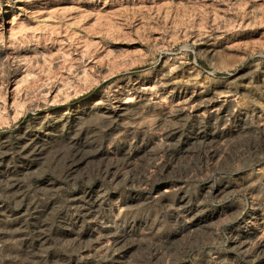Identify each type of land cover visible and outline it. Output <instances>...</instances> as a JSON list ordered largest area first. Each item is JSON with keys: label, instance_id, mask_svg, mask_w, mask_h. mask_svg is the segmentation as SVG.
<instances>
[{"label": "rangeland", "instance_id": "374dc122", "mask_svg": "<svg viewBox=\"0 0 264 264\" xmlns=\"http://www.w3.org/2000/svg\"><path fill=\"white\" fill-rule=\"evenodd\" d=\"M0 264H264V0H0Z\"/></svg>", "mask_w": 264, "mask_h": 264}, {"label": "bare ground", "instance_id": "6f19581e", "mask_svg": "<svg viewBox=\"0 0 264 264\" xmlns=\"http://www.w3.org/2000/svg\"><path fill=\"white\" fill-rule=\"evenodd\" d=\"M142 90H143V89H142ZM119 103H120V102H119ZM104 106H105V105H104ZM109 106H110V105H109ZM99 107H100V106H99ZM95 108H96V107H95ZM103 108H104V107H103ZM103 108H102V109H103ZM108 108H109V107H108ZM108 108L105 106L104 109H108ZM98 109L100 110V108H98ZM98 109H97V110H98ZM102 109H101V110H102ZM113 109H114V108H113ZM119 109H120V108H119ZM109 111H110V110H109ZM107 112H108V111H107ZM112 112H113V111H112ZM65 113H66V112H65ZM81 146H82V145H81ZM78 147H79V146H78ZM82 148H83V147H82ZM85 148H86V147H85ZM76 149H77V148H76ZM75 151H76V150H75ZM82 151H83V150L81 149V152H82ZM87 153H88V152H87ZM88 155H89V154H88ZM78 158H79V155H78ZM72 166H73V165H72Z\"/></svg>", "mask_w": 264, "mask_h": 264}]
</instances>
